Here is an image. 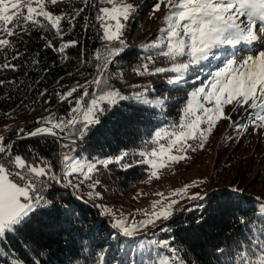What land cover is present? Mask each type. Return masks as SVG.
Listing matches in <instances>:
<instances>
[{
	"label": "trees",
	"instance_id": "trees-1",
	"mask_svg": "<svg viewBox=\"0 0 264 264\" xmlns=\"http://www.w3.org/2000/svg\"><path fill=\"white\" fill-rule=\"evenodd\" d=\"M102 5L99 0H87V6L85 0H62L57 5H49V10L57 14L73 15V9L84 10L73 21L74 27L70 28L67 21L62 22L65 33L62 39L49 31L30 29L26 34L21 32L12 37L14 49L0 54V63L10 62L16 66L0 70L3 82L0 83V129L14 127L5 135L4 143L10 142L12 154H19L30 163L50 162L57 175L61 141L71 140L70 133L66 131L63 139L27 133L47 126L46 118L68 119L72 115V102L84 89L67 99L62 100L61 96L77 84L88 88L86 82L96 77L97 64L102 63L95 59L97 53L107 56L113 47H119L118 42L109 46L103 44V29L96 20ZM128 30L125 29L126 37L132 33ZM49 40L56 47H50ZM68 41L76 43L63 53L57 51ZM131 45L125 42L124 50L110 57L104 74L108 84L125 96L144 92L149 99H163L164 105L153 108L134 100L105 105V112L99 116L100 124L92 128L85 140L79 141L76 157L96 161L124 152L129 155L119 164H111L95 174L93 179L100 181L95 188L100 194L99 201L88 203L86 196L77 194L74 187L77 175L72 177L73 188L53 181L51 189L45 193L50 203L39 208L29 223L9 234L0 246V264H155L159 259L157 252L161 257L173 256L168 249L149 253L147 242L161 239H170L171 247L177 249L184 264H233L234 254L239 251L235 242L264 229V217L259 215L256 197L232 190H219L183 206L149 236L125 238L112 228L114 220L102 214L98 203L106 208L119 206L123 197L146 183L150 167L139 163L144 159L139 153L154 146L148 142L155 131L178 123L189 93L201 86V81L194 77L202 75L203 83L207 84L212 79L208 72H215L222 65L212 60L205 64L202 73L193 67L182 80L170 83L176 73L139 75L136 69L149 63L147 56L152 53ZM153 60L154 63H149L150 70L171 66L162 56L153 55ZM145 82L147 84H143ZM92 92L93 86L89 90L90 94ZM129 163L133 166L125 167ZM241 217L250 223H240ZM161 227L170 231L161 232Z\"/></svg>",
	"mask_w": 264,
	"mask_h": 264
},
{
	"label": "snow or ice",
	"instance_id": "snow-or-ice-1",
	"mask_svg": "<svg viewBox=\"0 0 264 264\" xmlns=\"http://www.w3.org/2000/svg\"><path fill=\"white\" fill-rule=\"evenodd\" d=\"M59 2L62 0H0V54L14 49L12 37L19 36L21 32L26 34L30 29L49 31L62 39L65 34L62 22L67 21L70 28L74 27L73 21L84 9H73V15L63 12L57 14L49 10V5L54 6ZM99 2L110 5L100 7L96 16L103 29L102 38L109 43L118 42L119 47H113L107 56L97 53L95 59L102 63L97 64L96 77L86 82L87 85L93 86L91 94L86 85L77 84V87L67 90L61 96L62 100L67 99L81 88L84 89L72 102L73 107L70 109L72 115L68 119L46 118L44 122L47 126L38 127L28 133L30 136L58 137L67 130L72 138L70 143L62 145L69 152L61 154V171L65 178L75 174L82 177L83 181H92L88 185L92 189L100 184L99 180L93 179L99 172L98 165L107 168L113 163L119 164L129 155L124 152L115 159L82 162L69 154L76 150L77 139L83 140L93 127L100 124L99 116L105 112V105H115L123 100H134L153 108L164 105L163 99H149L144 92L125 96L108 84L105 71L111 62L110 57L119 55L124 50L123 31L127 21L132 17L135 6L126 3L125 0ZM85 5L87 6V0ZM161 5L168 9L163 17L164 27L159 29L158 38L145 43L142 47L152 53L147 56L149 63H154L153 55H158L166 58L171 67L161 66L150 70L149 63H144L141 68L136 69L137 73L152 75L173 72L177 75L169 82L174 83L182 80L193 67L199 68L202 73L205 64L211 63L212 60L220 61L222 67L215 72H208L212 79L207 84L203 83L202 75L194 77L195 80L201 81V86L189 93L178 123L155 131L153 138L148 142L154 146L139 153L144 158L139 163L149 165L152 169L150 179L153 177L159 179L160 171L173 163L188 159L186 153L189 149L196 151L197 146L203 148L218 121L222 118L231 119L224 114L227 105H235L237 110L248 106L246 109L248 123L239 124L233 121L236 129L247 130L249 124L254 130L264 129V48L257 54L236 58L241 47L247 48L256 42L264 45V0H157L153 5V11L160 10ZM75 43L76 41L65 42L57 51L63 53L65 48ZM48 45L56 47L51 40L48 41ZM15 58L16 56H13V59ZM15 67L10 62L0 63V70ZM170 128L174 130H169ZM4 140L5 137L0 136V246L9 234L21 230L29 223L39 208L50 203L43 195L49 182L63 183L53 171L50 162L42 160L39 163H30L19 154L13 155L11 145L5 144ZM189 141L196 142V146ZM132 166L130 163L125 165L129 168ZM68 184L71 185V180H68ZM74 187L78 188L79 185ZM189 187L192 185L176 189L173 195L183 198ZM231 190L237 193L240 191L236 187H232ZM89 196H93V192H90ZM190 198L203 200L205 197L197 193ZM255 199L260 205L259 215L264 217V198ZM177 203L178 200L169 199L159 211L146 212L148 218L143 221L129 222L116 219L111 226L117 230L118 235L135 238L142 228L155 226L159 220L167 221L173 215ZM104 214L108 212L105 211ZM240 223L250 222L241 217ZM160 231L168 232L170 229L161 227ZM235 243L239 251L234 254L233 264H264V229ZM156 249H168L173 256L161 257L157 252L159 259L155 264L177 262L184 264L177 254V249L171 247L170 239L149 240L147 242L149 253ZM218 251L223 252L224 249Z\"/></svg>",
	"mask_w": 264,
	"mask_h": 264
},
{
	"label": "rangeland",
	"instance_id": "rangeland-1",
	"mask_svg": "<svg viewBox=\"0 0 264 264\" xmlns=\"http://www.w3.org/2000/svg\"><path fill=\"white\" fill-rule=\"evenodd\" d=\"M125 2L134 5L135 10L126 26L132 31L131 36L126 37L125 28L122 39L124 42L131 43V47H136L147 53L148 51L142 46L158 38L159 29L164 27L163 17L168 9L165 5H161L160 10L154 12L153 5L157 0H125ZM105 6L110 7L106 4L101 7ZM258 43L259 45L255 47H241L236 58L257 54L259 50L264 48V45ZM103 44L109 46L111 43L103 40ZM143 84H147V82ZM247 107L245 105L237 110L235 105H227L224 114L230 116L231 119L222 118L218 121L203 148L197 146L196 151L189 149L186 153L189 158L181 160L179 163H173L170 167L160 171L159 179L154 177L150 179L149 176L144 185L140 186L134 193L123 197L119 206L99 207L102 214L113 220L143 221L148 218L145 215L146 212L159 211L169 202V199H175L179 203L174 206L173 215L169 218L171 219L178 214L183 206L200 200L191 199L190 197L193 195L198 193L206 197L219 190H231L232 187L240 189L239 193L264 198V129L254 130L249 124L247 130L243 128L238 130L232 124L233 121L239 124L248 123ZM181 115L182 113L179 115L178 121ZM12 129H14L13 126L0 129V136L5 137ZM189 143L196 146V142L189 141ZM116 157L104 159H115ZM80 160L82 162L89 161L85 158ZM98 168L99 171L105 169L102 165H98ZM76 177L75 185H79L78 188L76 187L77 194L86 196L88 203L98 202L100 196H96L95 189L88 186L90 183L83 181L79 175ZM68 178L70 177H67V184ZM83 184H86V187H83ZM185 185H192V187L188 188L183 198L173 195L174 190L182 189ZM90 192H93L91 197L89 196ZM158 193L163 195H158ZM158 201L162 203L157 204ZM98 206L102 205L98 203ZM105 211L108 214H104ZM163 222L165 221L159 220L155 226L149 225L142 228L135 238L143 235L149 236L150 232L156 231L157 226Z\"/></svg>",
	"mask_w": 264,
	"mask_h": 264
},
{
	"label": "bare ground",
	"instance_id": "bare-ground-1",
	"mask_svg": "<svg viewBox=\"0 0 264 264\" xmlns=\"http://www.w3.org/2000/svg\"><path fill=\"white\" fill-rule=\"evenodd\" d=\"M256 45H259V43L258 42H256V43H254L253 45H251V46H256ZM89 134V133H88ZM88 134L84 137V139L83 140H85L86 138H87V136H88ZM78 146L79 145H75V151H73V152H70L69 154L70 155H72V156H74V157H76V152H77V148H78ZM74 176V175H73ZM73 176H71L70 177V179L69 180H71V182H72V177ZM72 184H73V182H72ZM72 184H71V187H72ZM65 185H67V178H65L64 177V185H62V186H64L65 187ZM51 187H52V185H50V186H48V188L43 192V195L45 196V193L48 191V190H50L51 189ZM71 187H68V188H71ZM73 188V187H72ZM45 198H46V196H45ZM80 201H82V202H84L82 199H79ZM48 205V204H47ZM47 205H44V206H42V207H46ZM41 207V208H42Z\"/></svg>",
	"mask_w": 264,
	"mask_h": 264
},
{
	"label": "built area",
	"instance_id": "built-area-1",
	"mask_svg": "<svg viewBox=\"0 0 264 264\" xmlns=\"http://www.w3.org/2000/svg\"><path fill=\"white\" fill-rule=\"evenodd\" d=\"M79 141H81V140L76 141V144H75V145H78ZM66 143H70V140H62V141H61V148H60V150H61V154H62V153H67V152H69L68 149H65V148L62 147V145H63V144H66ZM8 144H10V142H9ZM10 145H11V144H10ZM57 176H59V177L61 178V180L63 181V183H59V184H60V185H64V173L61 171V164H60V171H59V174H58ZM50 185H53V181H50V182H49V186H50Z\"/></svg>",
	"mask_w": 264,
	"mask_h": 264
},
{
	"label": "water",
	"instance_id": "water-1",
	"mask_svg": "<svg viewBox=\"0 0 264 264\" xmlns=\"http://www.w3.org/2000/svg\"><path fill=\"white\" fill-rule=\"evenodd\" d=\"M90 88H91V85H89V87H88V91L90 90ZM41 127H45V126H41ZM34 130H35V129H34ZM34 130H32V131H34ZM66 131H67V130H66ZM66 131H65V132H66ZM30 132H31V131H30ZM30 132H29V133H30ZM65 132H63L60 136H58V138H60V139L63 138ZM27 134H28V133H27Z\"/></svg>",
	"mask_w": 264,
	"mask_h": 264
}]
</instances>
